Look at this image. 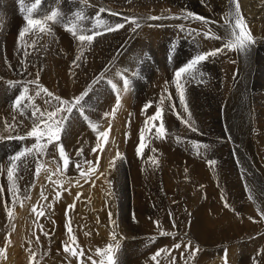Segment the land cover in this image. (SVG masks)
Returning <instances> with one entry per match:
<instances>
[{"label":"rangeland","instance_id":"rangeland-1","mask_svg":"<svg viewBox=\"0 0 264 264\" xmlns=\"http://www.w3.org/2000/svg\"><path fill=\"white\" fill-rule=\"evenodd\" d=\"M176 1L177 0H127L121 3L116 2L115 4L108 1L106 6H109L110 9L105 8L106 10L109 9L114 13H120L122 15L124 14L123 16L126 14L125 17L132 16L133 18L138 19L141 27L136 28L135 31H133V28L135 27L134 24L126 22L123 18H119L118 20V18H116L117 15H114L116 17L107 15L106 11H104L102 15L100 13H94L92 16V12H94L93 9L89 4H81L80 0H61V4H50L51 6L49 4H42L40 15L49 13L51 10L56 8L61 14H67V11H69V14H75L78 10L82 9L86 19L76 21L78 30L81 28L86 30H96L97 17L99 19L101 18L100 20L104 23V25L124 23L125 26L117 31L111 32L104 31L103 27H97V31L102 30L101 32H103V34L96 36L95 40H93L90 45L85 43L83 47L80 46V42L72 35V33L65 29L64 23L58 22L50 25L52 29L50 35L44 33H38L39 35L26 34L27 37L25 36L22 41L18 40V52L14 51L16 47H12L11 42H7L6 39L2 38V31L5 30V26H9L11 28L13 22L17 20V17L22 18H20V28L22 27L21 30L26 27V21L24 19L25 12L21 10L20 14L18 16L16 15L14 10L18 6V2L16 4H11L9 8H5V5L0 7V135H3L4 137H8L10 135H24L31 129L33 124L31 119L32 109L29 107V114H27V109H25L26 113L21 115L19 112L13 111L14 101L20 94L23 84L31 80L28 74L33 76L36 71H38L37 73L40 74L47 67V74L52 76L55 71L49 68L50 65L55 66L63 61V53L59 55L58 53L60 52L56 49L57 47L59 48L60 39H55V36L57 35L61 38L63 37L65 40L68 39L70 44L78 43L79 45H76L77 47H80L78 48L79 50L76 49V51H71L67 56L66 71L68 70L71 72L74 78H76V82H73L74 85L77 84V80H79V82L81 81L82 83L80 82V84L82 87L80 89H84L82 93H88L87 96H85L84 101L81 102L85 106V115L89 117V120L98 124L100 131L107 130L109 124H111V130L109 132L107 143L102 144L104 151L102 153L97 152L94 154L91 151L94 147H96L97 144L93 145L89 143L91 146L88 149V143L84 142L85 137L89 135L86 133L93 130L91 127H89L88 122L80 116L76 109H73L70 118L65 122L64 130L61 132V140L59 143L63 144L65 152L70 157L71 161L75 162L88 160L93 162L94 168L90 173V179H92L98 172H102V170L104 171L107 169V172H109V178L106 182H103V184L105 185L108 193L106 197L109 199L112 197V201L110 199L108 203H100V198H102V195L99 196L101 193L99 192L100 190L98 187L95 191L96 193H94L92 197H90L89 194L85 197L83 196L85 199L84 202L81 203L80 199H83L82 195L85 192V180L83 178L77 179L73 177V169H75V171L77 170L75 166L72 168L69 165L71 168L68 166L66 170H63L64 166L63 163L61 164L62 160L55 147L56 142L54 141L52 145L48 146L47 154L39 157V159L42 160L44 166L41 168L38 175H35L36 163L32 157H28L26 164L20 165L15 179L16 185L20 190L19 194L22 198V203L18 202L13 207L12 197L8 191L10 186L9 180L7 178V169L8 166H10L9 158L23 148L30 147L32 144L36 143V140L32 137L24 140L0 139V187L3 188V193H0V249H6V258L0 257V264H69V261L70 264H93V261H95L96 264H101L102 260L105 261L106 264L107 258L98 255L97 249H105L108 245H114L115 243H119L120 245L119 249L113 253L116 264H133L132 262L134 260L138 261L135 264H141L142 262H139L140 255L151 259L152 255L155 254L158 249L170 250V255L167 257L164 255V253H161V256L157 258L159 260V264L161 259L164 261V264H172L173 256L175 257V264H186V262L187 264H225V255L227 256V264H239L241 260L244 262V264H264V218L261 217L257 209L256 211L251 210L250 213L241 211V206H243V203L239 205L240 201H243L241 190L240 199L236 200L233 205L228 203L230 207L232 206V208H230V212L238 213L240 210V213L243 214V217L244 215L246 217H244L245 221H248L249 217L252 218L249 219L251 224L253 223L252 226L251 224L249 227L246 226V222L242 219V216L236 217V219L230 215L227 219L225 218L226 220L222 228H220L221 230H230V225L232 224L234 227L238 226L239 224L240 228H247H245V230L239 235L232 236L234 238L224 236L221 237V241L219 238L217 243L215 242L214 244L208 246L195 243L191 240V226L197 218L196 214H194V217L192 216V218L190 216L191 213L188 210H185L183 206L179 205L177 201H175V195H172L170 198L168 197L171 188H173L175 192L170 194L186 197L189 193L183 187H180L177 182H175L176 180L183 181L184 179V177H182V179H180L181 177L179 176L176 179L174 177L175 170L178 169V161L180 163L181 158L176 154L177 156H173L171 159H169L168 153L166 152L167 147L170 146L173 149L172 153L174 154V149L178 148V146L174 143V139L178 137L180 133L183 135L184 129L190 135L191 139H189V142L193 140L192 138L194 137L196 138V142H199L197 140H203L205 141L206 145H209L206 148L201 147L197 154L199 155L200 161L206 159V165L208 167H212L213 164H210V162L216 161L217 158L211 153L212 149L216 150L215 147H210V145L213 141H216L218 137L223 140L225 138L224 135H226V132L219 134L214 131L216 124L214 123L215 119L212 116V111L213 109H222L223 114L224 111L227 112L228 109L226 108L229 107L230 111L236 113V111L232 109L237 107L240 108L237 102H240V98H242L241 92L243 91V87L239 88L237 81L234 80V78L236 79L238 76H240V73L238 74V72H234L235 76L232 75V77H230L232 81L234 80L232 84L231 81L228 80L226 73L223 77L224 85L218 83V73L216 72L218 65L223 66V64L226 65L228 63L237 68L235 64L236 61H238L237 58H239V54L237 53L236 56L235 50L225 49L227 56H223V53L221 52L215 56H210L206 61L197 65L198 72L203 73L202 76H198L195 80H192L187 76L183 78L182 83L184 86V95L187 106V111H185V107L180 103L179 93L176 88L175 72L197 54L209 52L214 48L220 49V47L213 41H209L208 38H205L203 33L210 30L211 33L220 37V39H214L215 41L219 42L218 40H225L222 38L223 35L219 33L214 25L217 23L218 25L226 26L227 24L225 23V17L229 12L226 14V16L221 13L217 18L210 17L208 20L209 24L199 21L191 22L188 19L186 22L184 19H175V21H173L174 23L169 22L162 24L159 23V21L157 22V20L147 19V17L150 16H184L187 13H193L194 17L197 16V13L189 8L187 9V6L183 5L180 7V4L179 6L178 4L175 5ZM89 9H91V11ZM72 17L74 18V15H72ZM168 19L169 18H167V20ZM159 20L161 22L167 21L166 19ZM168 25L172 26L171 28L175 30L173 31L176 35L175 38H173L174 40H168L165 38L164 28L167 29ZM208 26L210 27L208 28ZM182 32L189 34L186 38L181 39L180 36L182 35ZM67 33L69 35L66 36ZM87 34H91V32H88ZM32 41L38 42L33 46ZM178 42L180 43L178 44ZM153 43L158 47L157 52L152 50L151 45ZM260 43H262V41H260ZM95 44H97L96 47ZM38 45L39 47H36ZM51 48L53 49L52 52ZM88 49H90V52H88ZM249 51L246 54L239 52L240 69L243 68L241 65L242 62L243 66L247 67L249 56H251V54L254 52L251 49H249ZM49 54L51 55V58ZM260 55L262 57V62H264V53ZM77 56H80L79 60L76 59ZM257 56L258 53L255 52V58ZM45 59L48 60L43 62ZM253 60L255 61V59ZM32 70L34 71L32 72ZM37 73L32 78V80L36 79ZM257 73L258 71L256 74ZM119 74H123L131 80V88L129 91L124 90L123 79ZM244 75L248 76V72H246ZM101 76L103 78L94 83V81H97V78ZM208 76H210V78ZM39 78H41L39 79V84L41 86L47 88L55 96H59L63 100L71 101L77 95H63V85L60 83V81L54 82L53 84H48V82L44 80L43 73L39 75ZM203 78L206 79L204 80ZM165 80H167V82ZM254 80L253 86H251V91L254 89V84H256L254 83ZM17 81L20 83H16L14 85L9 84V82ZM109 81L117 86L116 90H114L111 84H109ZM28 88L30 90L29 94L34 95L35 85L29 84ZM238 89L241 92L238 91ZM117 92L119 93L120 98V105L118 108H116ZM206 92L207 96H204ZM82 93L78 94L81 95ZM45 99H47V97H44L43 95L41 97H36L34 103L37 105L40 103L39 107L41 110L47 108L48 111H52L53 109L51 106L43 105ZM96 100L100 102L106 100L105 102H109L106 112L110 113L114 108H116L115 117L113 118L112 116H109L105 118L103 116L102 118L100 117V119H97V117H99V109L96 107L98 106ZM162 100L163 104L161 105ZM215 101H217V103H215ZM148 103H150L151 106L148 107L146 111H142L144 106ZM172 105H175L174 109L171 107ZM158 106L162 107L164 110L163 122L166 129V138H155V128H152L151 133L146 131L144 135L145 147L142 149L141 154L138 155L137 148L141 143V130L145 129L146 127H150V125H146L145 122L148 117L157 111ZM243 107L245 113L240 110V121H246L250 118L247 130L240 123L241 130L239 129L240 131L238 133L236 132V134L232 136L236 142L240 138L239 134L244 133V131L248 132L249 134L255 132L254 146L258 145L260 148L258 156H260L259 159L261 158V160L258 165L257 163H254V165L258 171H261V173L259 172L258 174H261V177L262 175L264 177V147H262L264 144L260 145L262 142H260V138L258 137L259 133L255 129V127H257L255 123L259 121L258 119L264 117V115L258 117L260 115L256 114L257 111H254V104L253 106L247 105V107ZM173 113L181 114L183 120H187L192 127L197 129V131H192L191 127L185 123H182L183 128L181 132L175 131L171 126L173 123H170L168 120V117ZM227 116L228 115H225V117ZM13 117H15V123L18 125V127H16L14 131H6L5 121H7L8 124H12ZM126 117L128 119L127 123L121 127ZM217 120L218 119H216V122ZM132 122L135 124H140V126L137 127L134 132L131 129ZM100 123L103 127H101ZM155 123L158 125L159 121ZM41 127H43V125ZM101 128L103 130H101ZM252 128L255 131L250 133L249 131H251ZM122 129L124 131L123 137H121ZM93 136L98 139L96 131L90 136L92 139H95ZM122 140L124 142H122ZM229 141L230 139L228 137L227 141L224 142L227 143ZM4 144H7L9 147H7L8 153L3 155L5 150ZM254 146L253 141L252 143L250 142L249 149H253ZM78 149H83L82 156L77 155ZM117 153L120 154L118 158ZM254 156L256 158V152L252 154V157ZM97 157H99L98 165H96ZM113 158H116L114 166H110V162L113 161ZM53 159L57 161L56 164L51 163ZM251 159L253 160V158ZM154 160L158 162L156 165H159L157 166V170L156 173H154L155 175L153 179L147 180V177L144 175V170L147 168L148 162L152 164ZM185 160L186 159L182 161V163L184 162L182 169L187 172L188 166L186 165L187 163L185 164ZM57 164L63 170L62 172H57ZM122 165H124L126 169L118 171ZM184 165L186 167H184ZM84 169L87 172L88 165L85 164ZM160 170L161 173L159 172ZM167 173L169 176H167ZM247 179L248 176H244V178L240 176V186L243 190L249 192L254 198L257 199L255 200L258 205L261 202V195L263 193L261 194L259 189H257L258 191L256 189L254 190L253 187H256L255 183H253L252 180L246 181ZM247 182L249 185L251 183V185L249 186ZM262 182L264 183V179ZM21 184L22 186L25 184V187L21 188ZM69 185L72 186L71 189V186ZM257 186L260 188L258 184ZM251 187L253 190L250 191L249 189H252ZM136 188L147 189L148 192H145L144 194L147 195L149 193V196H155V193H162V196L165 198L162 202H160L161 196L155 197V200H151V202L148 199L142 202L141 196L137 194V191L140 193V190H137ZM203 189L205 190L206 187H203ZM204 190L201 189V192H207ZM41 192H43V195L47 197L46 200L41 198ZM57 192L60 193L58 198ZM77 194H79V196ZM25 196H27L28 199H23ZM221 196L222 195L219 194L212 199L210 198V200L206 202L205 208L202 211L205 218L213 219L215 212V215H219V219L224 217V213H227L228 215L229 209H226L222 207L221 204H219L218 199H220ZM73 197L75 198L73 199ZM166 197H168V199ZM76 200L79 202H76ZM113 201L114 203H112ZM258 201L260 202L258 203ZM5 202H7L10 207H12L13 218L11 220L7 215ZM77 203H81V206L83 205L84 210L80 207H76L78 205ZM26 204L28 207L25 208ZM49 204L52 205L51 208L47 207ZM73 204L74 208L70 209L66 216V209L69 205ZM141 204H143V206H141ZM202 204L203 202H198V205ZM33 206H36L37 211H40L41 207L43 206L44 215L38 218L37 215L32 211ZM238 206H240V208H237ZM261 206L264 207L263 203ZM214 207H218L221 210L212 211ZM208 208H211V214L208 213ZM263 210L264 208L262 211ZM93 215H102L103 220L104 218H109L110 221H108L110 224L109 222H106V226L99 228V226H97L100 225L98 220L102 219V217H99L98 220H95ZM144 218L151 219V230H143V226L140 221H142ZM69 221L71 222L72 233H74L75 230L79 232L74 235L76 237L75 242L71 241L66 230V224H68ZM83 222L84 228L82 226ZM154 222H159V226H157V224ZM254 222H256V224L258 222L259 225H256ZM173 223H175V227H173ZM12 225L15 226L14 230ZM41 225L43 226V230H41ZM113 231L117 233L115 241L112 239ZM161 231H166L170 233V235H161ZM44 232L49 233V235H44ZM6 237L10 239V244L7 242ZM37 237H39L38 241L36 239ZM226 238L229 241H227ZM169 239L176 240L175 244L181 243V247L179 249H174V241L167 243L166 240ZM30 241L31 243H29ZM188 241H191L193 247L198 246L199 248V251L194 259H188V253L184 250L183 245ZM64 245H68L73 250L77 251L78 255L76 257L69 256L64 252ZM243 249H245L246 255L245 258L242 256V259H240V255L237 256V254H240V250ZM81 251L82 254H80ZM189 251H191V249H189ZM182 253L184 256L183 259L181 258ZM89 257L91 259H89ZM10 258H12L11 263H9ZM142 264H144V262ZM145 264H155V262L151 260V262Z\"/></svg>","mask_w":264,"mask_h":264},{"label":"bare ground","instance_id":"bare-ground-1","mask_svg":"<svg viewBox=\"0 0 264 264\" xmlns=\"http://www.w3.org/2000/svg\"><path fill=\"white\" fill-rule=\"evenodd\" d=\"M61 0H43V4H58L60 3ZM110 1L111 3H121V2H125L127 0H88V4L90 5V7L93 9L94 12H92V16L95 14H101L103 12H100L99 10L101 8L105 9V8H109V6L107 7L106 4H108L107 2ZM18 2V0H0V7L2 5H5V8H9L11 4H16ZM72 2V1H71ZM28 3H30V0H25V4L26 6L28 5ZM173 3V2H172ZM61 4V3H60ZM124 4V3H123ZM135 4V3H134ZM180 4V7L181 6H187V9H191L192 11L196 12L197 13V16L196 17H203L205 18L207 21L210 19V17H213V18H217L218 16H220L221 13H223L225 16L228 12L232 11L234 12V5L231 3V0H177L175 5ZM42 6V5H41ZM51 6V5H50ZM239 6H240V13H241V16L243 18V20L245 21V25H246V29L251 33L255 43L250 47L251 50H253V54H251V56H249V60L247 62V67H244L243 66V62L241 63L242 65V69H240V51H236V56H237V53L239 54V58L238 61H236V64L234 67L233 65H230V64H223V66H217V69H216V72L218 73L217 75V79H218V83H221L222 85H224V74L226 73L227 75V78L229 81H231V84L233 83L234 80L237 81V84L240 87H243V91L241 92L239 89L238 91H240L242 93V98H240V102H237V104H239V107L240 108H235V109H232V110H235L236 113H233L232 111H230L229 107H227L226 109L227 112H223L222 114V109H219V110H214L212 111V116L213 118L215 119L214 123L216 124V128L214 129V131L216 133H219V134H222V133H225L226 135L225 138L222 140L221 138H217L216 141H211L212 144L210 145V147H215L216 150L212 149L211 150V153L213 156H215L217 159L215 161V163L212 165V167H208L206 165V159H203L202 161H200L199 159V155L197 154V150L194 149L193 147V143L192 142H196V138H192L193 140H191L189 142V139L190 138V135L187 133V131H185L183 129V135L180 133V135L178 136L180 138V140L178 141L177 140V137L174 139V143L178 146L177 149H174V154L172 153L173 152V149L168 146L167 147V150L166 152L168 153V156H169V159H171L173 156H179L181 158V161L179 163L178 161V169L175 170V179L179 176L181 177L180 179H182V177H184L183 181H181V184H180V181L179 180H176L175 182L178 183V185L180 187H183L185 190H187V192L190 194H186L185 196L186 197H182L181 195H176V194H170V193H174V189L171 188L170 189V193L168 194V197L170 198L172 195H175L176 198H175V201H177V203L181 206H183V208L185 210H188L190 213H191V217L193 216L194 217V214H196L197 218L196 220L192 223V226H191V231H192V235H191V240L195 243H199L201 245H211V244H214L215 242L217 243V240L220 238V241H221V237H224V236H227V237H232V236H236V235H239L240 233H242L245 228H240L239 224L238 226H231L230 230L229 229H220L222 228V226L224 225V222L225 220L228 218V216L232 215L233 217H240L242 216L243 217V214L240 213V210L238 213H231L230 211V208H232V206L230 207H225V203H230V204H234L236 202V200L240 199V190L242 191V196H243V201H240L239 205H242L241 206V211L242 212H249L251 210H254L256 211V209L258 210V212L260 213L262 211V209L264 207L261 206V204L263 203L264 205V183L262 182L264 177L262 175L261 177V174H258L259 172L261 173V171H258L256 169V166L254 165V163L258 165V163L260 162L261 158L259 159L260 156H258V153H259V147L258 145L257 146H254V133H252L253 131V128L251 129V131H249L250 133L252 134H249L248 132L244 131V133H241L239 134L240 135V138L238 139V141L235 142V140L233 139V136L234 134H236V132L238 133L241 129H240V123L246 128L247 130V126L249 124V119H247L246 121L244 120H241L240 121V110L244 112V107H247V105H251L253 106L254 104V111H257L256 114L260 115L258 117H261V115H264V62H262L261 60V55L262 53H264V0H239ZM57 9V8H56ZM59 9V8H58ZM110 9V8H109ZM106 10L107 12V15H110L112 17H116L114 15H112V12L111 10ZM22 10L20 4H18V6L16 7V9L14 10L16 15L18 16L20 14V11ZM51 10V9H50ZM87 10V9H86ZM91 11V9H89ZM23 11V10H22ZM73 11V10H72ZM44 12V11H43ZM49 12V11H48ZM68 13L67 14H62L63 17L65 18H68V17H72V15L74 14H69V11H67ZM75 12V11H74ZM10 13V12H9ZM24 14V13H23ZM193 14V13H191ZM40 15V13H39ZM88 15V14H87ZM124 15V14H123ZM122 14L118 15L116 18H133L132 16H123ZM130 15V14H129ZM173 16V15H172ZM170 15V17H172ZM21 18V17H20ZM20 18L17 17V20L13 22L11 28L9 26H5V30L2 31L3 35H2V38L6 39L7 42H11V46L12 47H16L14 51H17V44H18V33L21 31V28H20ZM222 18V17H221ZM22 19V18H21ZM101 19V18H100ZM117 20V19H116ZM167 20V19H166ZM177 20V19H176ZM190 20L191 22L192 21H199V22H202L201 20L199 19H193V18H190L188 19ZM23 21V20H22ZM159 21V23H162V24H165V23H169V22H172L174 23L173 21H175V19H172V18H169L167 21H160L159 19L157 20V22ZM184 21L186 22L187 19H184ZM217 22V21H216ZM26 23V22H25ZM154 23V22H153ZM204 23V22H202ZM54 24V23H53ZM104 24V23H103ZM209 24V23H207ZM83 25V24H82ZM211 25V24H210ZM27 26V25H26ZM180 26V25H179ZM205 26V25H204ZM216 27V29L219 31V33H221L223 35V39L225 40H218L219 42L215 41L214 39H209V41H213L216 45H218L220 48H223L224 47V44L226 43L227 39L229 38V26H222V25H218L217 23H215L214 25ZM24 27V26H23ZM94 27V26H93ZM91 27V28H93ZM172 26L168 25L167 29L164 28V33H165V38L168 39V40H172L173 38H175V33L173 31H175L173 28H171ZM210 26H208L209 28ZM213 27V26H212ZM179 28V27H178ZM60 29V28H59ZM62 30V29H61ZM96 30H97V27H96ZM177 30V29H176ZM56 31V30H55ZM102 31V30H101ZM54 32V31H53ZM58 32V31H57ZM59 33V32H58ZM61 33V32H60ZM65 33V32H64ZM153 34V33H152ZM151 34V35H152ZM178 34V33H177ZM180 34V32H179ZM189 33H186V32H182V35L180 36L181 39H184L188 36ZM202 34V33H201ZM32 35V34H31ZM39 35V34H38ZM69 35L68 33L66 34V36ZM71 35V34H70ZM34 36V35H33ZM32 36V37H33ZM63 36V35H62ZM65 36V37H66ZM154 36V34H153ZM27 37V36H26ZM30 37V36H29ZM47 37V36H46ZM70 37V36H69ZM67 38V37H66ZM72 38V37H71ZM117 38V37H116ZM26 39V38H25ZM55 39H60V43H59V48L57 47L56 49L60 52L58 53L59 55H61L63 53L64 57H63V61L60 63V64H57L55 66H51L49 68L53 69L55 71V73L52 75V76H49L47 74V67L45 68V70L42 72L43 75H44V80H46L48 82V84H53L54 82H57V81H60V83L63 85V91H62V94L63 95H67V94H77V96H79L78 93H82V91L84 90H81L80 88L82 87L79 80H77V84L74 85L73 82H76V78H74L73 74H71V72H69L68 70L66 71V61H67V56L70 54L71 51H76L79 50L78 48L80 47H77L76 44L78 43H71L69 42L68 39L67 42L65 40V38H61L60 36H55ZM38 40V39H36ZM74 40V39H73ZM95 40V39H94ZM114 40V39H113ZM174 40V39H173ZM178 40V39H177ZM21 41V40H20ZM19 41V42H20ZM72 41V40H70ZM180 41V40H179ZM260 41H262V43H260ZM13 42V43H12ZM26 43V42H25ZM24 43V44H25ZM170 43V42H169ZM180 42H178L179 44ZM212 43V42H211ZM57 44V42H56ZM81 44V43H79ZM78 44V45H79ZM31 45V44H30ZM164 45V44H163ZM167 45V44H166ZM25 46V45H24ZM41 46V45H40ZM48 46V45H47ZM55 46V45H54ZM82 46V45H80ZM97 46V44H95V47ZM36 47H39L36 46ZM51 47V46H50ZM84 47V46H83ZM86 47V46H85ZM152 47V50H155L156 52L158 51V47L157 45H155L154 43L151 45ZM35 48V47H34ZM91 48V47H90ZM172 48V47H171ZM185 49V48H183ZM215 49V48H214ZM151 50V51H152ZM172 50V49H171ZM20 51V50H19ZM29 51V50H28ZM53 51V49L51 48V52ZM88 52H90V49H88ZM99 52V51H98ZM123 52V51H122ZM187 52V51H186ZM193 52V51H192ZM250 52V51H249ZM255 52L258 53V56L255 58ZM47 53H50V52H47ZM56 53V52H55ZM121 53V52H120ZM141 53V52H140ZM152 53V52H151ZM223 53V56H227V54L225 53V50L222 52ZM52 54V53H51ZM79 54H82V53H79ZM153 54V53H152ZM50 55V54H49ZM87 55V54H86ZM122 55V54H121ZM144 55V54H142ZM158 55V54H157ZM250 55V54H249ZM260 55V57H259ZM19 56V55H18ZM45 56V55H44ZM54 56V55H52ZM243 56V55H242ZM23 57V55H22ZM30 57V56H29ZM47 57V55H46ZM49 57V56H48ZM101 57V56H100ZM37 58V57H36ZM39 58V57H38ZM45 58V57H43ZM50 58H51V55H50ZM264 58V57H263ZM245 59V58H244ZM255 59V61L253 60ZM39 60V59H38ZM48 59H45L43 60L46 61ZM61 60V59H60ZM59 60V61H60ZM84 60V59H83ZM236 60V58H235ZM73 61V60H72ZM77 61V60H76ZM158 61V60H157ZM155 61V62H157ZM160 61V60H159ZM31 62V61H30ZM40 62V61H39ZM52 62V61H51ZM50 62V64H51ZM56 62V61H55ZM131 62V61H130ZM234 62V61H232ZM148 63V62H147ZM153 63V62H152ZM224 63V62H223ZM157 64V63H156ZM165 64V63H163ZM169 64V63H168ZM219 64V63H218ZM32 65V64H31ZM46 65V64H44ZM53 65V64H52ZM245 65V64H244ZM33 66V65H32ZM71 66V65H70ZM29 68V67H28ZM43 68V67H42ZM68 68H69V65H68ZM71 68V67H70ZM177 68V66H176ZM27 69V68H26ZM31 70V68H30ZM146 70V69H145ZM34 70H32L33 72ZM143 71V70H142ZM258 71V73L256 74V72ZM38 71L35 72V74H33V76L31 74H28L29 75V78L32 80V78L36 75ZM40 72V70H39ZM145 72V71H144ZM234 72H238V74L240 73V76H238V78H234V80L232 81V79L230 77L235 76ZM246 72H248V76L244 75ZM42 73H40L39 75H41ZM141 74V73H140ZM150 74V73H149ZM244 75V76H243ZM147 76V75H146ZM169 77V76H168ZM210 78V76H208ZM213 77V76H212ZM215 77V76H214ZM28 78V79H29ZM207 78V77H206ZM205 78V79H206ZM26 79V78H25ZM41 79V78H39ZM119 79V78H118ZM159 79V78H158ZM157 79V80H158ZM204 79V78H203ZM204 79V80H205ZM255 79V80H254ZM34 80V79H33ZM136 80V79H135ZM156 80V79H155ZM211 80V79H210ZM209 80V81H210ZM216 80V79H215ZM253 80H254V89L251 91V86H253ZM145 81V80H144ZM167 82V80H165ZM239 81H240V84H239ZM137 82V81H136ZM207 82V81H206ZM82 83V82H81ZM213 83V82H212ZM235 83V82H234ZM163 84V83H162ZM209 84V83H208ZM211 84V83H210ZM214 84V83H213ZM236 84V83H235ZM195 85V84H194ZM229 85V84H228ZM196 86V85H195ZM219 86V85H218ZM236 86V85H235ZM21 87V86H20ZM190 88V87H189ZM195 89V87H194ZM111 91V90H110ZM210 92V91H208ZM213 93V92H212ZM211 93V94H212ZM240 93V94H241ZM109 94V92H108ZM113 94V93H111ZM209 94V93H208ZM207 96V92L206 94H204V96ZM241 96V95H240ZM112 97V96H111ZM231 97V96H230ZM108 98V97H107ZM110 98V97H109ZM215 98V97H214ZM213 98V99H214ZM210 99V98H209ZM104 100V99H103ZM109 100V99H108ZM107 100V101H108ZM97 101V100H96ZM106 101V100H105ZM105 101H97V104L98 106H96L98 109V116L97 119H100V117L102 118L104 116V113H106L107 111V107L109 106V102H105ZM197 101V100H196ZM202 101V100H201ZM218 101V100H217ZM217 101H215V103H217ZM222 101V100H221ZM25 104L28 103V101H24ZM228 103V102H227ZM234 103V101H233ZM155 104V103H154ZM202 104V103H201ZM210 104V103H209ZM214 104V103H213ZM40 106V103L38 104ZM43 105H45V103L43 102ZM207 105V104H205ZM217 105V104H216ZM215 105V107H216ZM226 105V104H225ZM230 105V103H229ZM45 106H48V105H45ZM210 106V105H209ZM200 107V106H199ZM208 107V106H207ZM232 107V106H231ZM222 108V107H221ZM248 109V108H247ZM201 110V109H200ZM208 110V109H206ZM224 110V109H223ZM26 113V112H25ZM202 113V112H201ZM210 113V112H209ZM27 114H29V108H27ZM26 114V115H27ZM176 113H173L172 115H170L168 117V120L170 123H173L171 126L174 128L175 131L177 132H181L182 131V128H183V122L180 118H178V115L179 117H182L181 114H176ZM211 114V113H210ZM25 115V116H26ZM225 115H228L227 117H225ZM235 115V116H234ZM245 115V114H243ZM248 115V114H247ZM251 115V114H250ZM249 116V115H248ZM256 116V115H255ZM198 117V116H197ZM210 117V116H209ZM207 117V118H209ZM183 118V117H182ZM243 118V117H242ZM28 119V118H27ZM216 119L217 122H216ZM244 119V118H243ZM29 120V119H28ZM127 117L125 118V120L123 121V125L121 127H123L124 125H126L127 123ZM208 120V119H207ZM259 121H257L255 123V125L257 127H255V129L258 131L259 135L258 137L260 138V145L261 144H264V117H261L260 119H258ZM103 122V120H102ZM208 122V121H207ZM101 127L102 124L100 123ZM203 125V124H202ZM205 125V124H204ZM252 125V124H251ZM140 124H135L132 122V131L134 132V130L139 127ZM194 126V125H193ZM253 127V126H252ZM120 128V127H119ZM130 128V127H129ZM203 128V126H202ZM240 129V130H239ZM101 130H103L101 128ZM119 131V130H118ZM117 131V133H118ZM95 132V131H89L88 133H86L88 136L85 137L84 139V142L85 143H88V149L90 148L91 144H97L98 142V139H96L94 136L95 139H92L90 136L92 135V133ZM137 132V131H136ZM205 132V130H204ZM211 132V131H210ZM83 133V132H82ZM91 133V134H90ZM192 133V132H191ZM190 133V134H191ZM122 136L124 135V131L122 129ZM207 134V133H206ZM205 134V135H206ZM80 135V134H79ZM84 135V134H83ZM129 135V134H128ZM213 135V134H212ZM202 136V134H201ZM232 136V137H231ZM238 136V135H237ZM214 137V136H213ZM229 137L230 141L225 143L224 141H227V138ZM257 137V136H256ZM215 138V137H214ZM208 140V139H207ZM199 142H196L200 145H206L205 144V141L203 140H197ZM253 141V146L254 148L253 149H249V144L250 142L252 143ZM122 142H124L122 140ZM91 143V144H89ZM14 144V143H13ZM12 144V145H13ZM5 145V150L3 152V155L5 153H8L7 151V147H9L7 144H4ZM87 145V144H86ZM97 146V145H96ZM209 146V145H207ZM3 147V146H2ZM1 147V148H2ZM264 147V146H262ZM84 148H87V147H84ZM87 149V151H88ZM210 149V148H209ZM11 150V149H10ZM86 151V150H85ZM91 151V150H90ZM224 151V152H223ZM92 152V151H91ZM257 153V156L255 158L252 157V154L253 153ZM87 153V152H86ZM177 154V155H176ZM89 155V154H88ZM7 156V155H6ZM253 158V160L251 159ZM177 159V158H176ZM179 159V158H178ZM185 160V164L188 166L187 167V172L185 170L182 169L183 167V163L182 161ZM243 162H242V160ZM252 160V161H251ZM28 161V160H27ZM204 162V163H203ZM63 162H61L62 164ZM203 163V164H201ZM264 163V162H263ZM245 164V165H244ZM159 164L156 165V163H152L150 164V162H148L147 164V168L144 170V175L147 177V180L148 179H153L154 177V173H156V170H157V166ZM164 165V164H163ZM241 165V167H240ZM70 166L73 168V164ZM69 166V167H70ZM9 167V166H8ZM70 167V168H71ZM184 167H186L184 165ZM76 168V167H75ZM261 168V167H260ZM126 169V167L124 165H122L120 167V169L118 171H121V170H124ZM70 170V169H69ZM73 177L74 178H77V179H80L81 176H80V172L78 170L75 171V169H73ZM167 170V168H166ZM169 170V169H168ZM161 173V170L159 171ZM163 173V172H162ZM158 174V173H157ZM164 174V173H163ZM162 175V174H160ZM48 176V175H47ZM163 176V175H162ZM167 176L168 173H167ZM240 176L242 178H244V176H248V179L246 181H249V180H252L253 183H255L256 187H253L254 190L256 189H259V192H261V202L258 201V205L256 203V198H254L249 192L245 191L242 189V187L240 186ZM109 178V172H107V169L106 170H102V172H98L92 179L88 180L87 183H85L84 181V194L82 195V197L84 196H87L88 194L90 195V197H92L94 195V193H96V189L99 187V192L102 195V198H100V203L102 202H106L108 203L109 200L112 198H108L106 197V195H108L107 193V190H106V187L105 185L103 184V182H106L107 179ZM160 179V178H159ZM170 179V178H169ZM168 179V180H169ZM174 179V180H175ZM71 181V180H70ZM79 181V180H78ZM150 181V180H149ZM65 182V181H64ZM68 182V181H67ZM74 182V181H73ZM152 182V181H151ZM171 182V181H170ZM150 183V182H149ZM154 183V182H153ZM151 183V184H153ZM71 184V182H70ZM94 184V185H93ZM148 184V182H147ZM156 184V183H155ZM162 184V183H161ZM164 184V183H163ZM173 184V183H172ZM175 184V183H174ZM248 184V182H247ZM257 184L260 186V188L257 186ZM72 185V184H71ZM69 185V186H71ZM82 185V184H81ZM93 185V186H92ZM141 185H144V184H141ZM150 185V184H149ZM148 185V186H149ZM168 185V184H167ZM249 185V184H248ZM251 185V183H250ZM249 185V186H250ZM254 185V186H255ZM22 186V184L20 185V187ZM140 186V185H139ZM156 186V185H154ZM164 186V185H163ZM176 186V184H175ZM253 186V184H252ZM25 187V184L21 187V188H24ZM137 187V186H136ZM141 187V186H140ZM166 187V186H165ZM203 187L206 189L204 190ZM72 188V186L70 187V189ZM81 188V187H80ZM150 188V187H149ZM157 188V187H156ZM176 188V187H175ZM252 188V187H251ZM252 189H249L250 191L253 190ZM79 189V188H78ZM137 189V188H136ZM169 189V188H168ZM166 189V190H168ZM180 189V188H179ZM201 189L204 190V191H207V192H201ZM82 190V189H81ZM137 190H140V193L137 191V194H139L142 198V202L145 201L146 199L150 200H155V197H160V202H162L164 200L165 197L162 196V193L161 194H156L155 193V196H149L148 194H144L145 192H148L147 189L145 188H142V189H137ZM157 190V189H156ZM134 191V190H133ZM150 191V190H149ZM181 191V190H180ZM258 191V190H257ZM159 192V190H158ZM256 192V191H255ZM153 193V192H152ZM151 193V194H152ZM183 193V192H182ZM98 194V193H97ZM144 194V195H143ZM178 194V193H177ZM222 195L220 197L219 200V204H221L222 207L226 208V209H229L228 211V215L227 213L225 214L224 213V217L219 219V215H215L214 213V216H213V219H209V218H205L204 215H203V210L205 208V205H206V202L208 200H210V198H214L218 195ZM78 195V194H77ZM134 195V194H133ZM184 195V194H183ZM259 195V197H260ZM96 196V195H95ZM83 199H80L81 200V203L84 202V198ZM110 197V196H109ZM168 197H166L168 199ZM251 197V198H250ZM258 197V198H259ZM75 197H73L74 199ZM137 198V197H136ZM88 199V198H87ZM256 199V200H255ZM90 200V199H88ZM242 200V199H241ZM112 201V199H111ZM203 202L202 205H198V202ZM28 202V201H27ZM76 202H79L78 200H76ZM218 202V201H217ZM255 202V204H254ZM81 203H77L78 205L76 207H80L81 209L84 210V207L83 205L81 206ZM95 203V202H94ZM114 203V201L112 202ZM137 203V202H136ZM135 204V203H134ZM208 204V203H207ZM218 204V205H219ZM112 205V204H111ZM114 205V204H113ZM229 205V204H228ZM88 206V205H87ZM95 206V204H94ZM141 206H143V204H141ZM28 207L27 204L25 205V208ZM96 207H97V204H96ZM237 208H240V206H238ZM243 208V210H242ZM87 209V207H86ZM209 209V208H208ZM211 209V208H210ZM207 210L209 211L208 213L211 212V210ZM216 209V210H215ZM98 210V209H97ZM104 210V209H103ZM221 209L218 208V207H214V209H212V211H220ZM96 211V210H95ZM108 211V210H107ZM253 211V212H254ZM264 211V210H263ZM160 212V211H159ZM158 212V213H159ZM188 212V213H189ZM227 212V210H226ZM252 212V213H253ZM97 213V212H96ZM221 213V212H220ZM93 214V213H92ZM101 214V213H100ZM108 214V213H106ZM211 214V213H210ZM246 214V213H244ZM249 215V214H248ZM94 216V215H93ZM208 216V215H207ZM99 217H102V215L98 216H94V219L95 220H98ZM110 217V216H109ZM192 217V218H193ZM211 217V216H210ZM245 217V215H244ZM244 217L242 218L244 220ZM249 217V216H248ZM254 217V216H253ZM258 217V216H257ZM260 217V215H259ZM258 217V218H259ZM111 218V217H110ZM154 218V217H153ZM191 218V219H192ZM226 218V219H225ZM246 218V217H245ZM237 219V218H236ZM261 219V218H260ZM109 218H104L103 220V217L102 219H99L98 221L100 222L99 224L100 225H97L100 227L102 226H106L107 223L110 221H108ZM259 220V219H258ZM262 220V219H261ZM37 221V220H36ZM229 221V219H228ZM245 221V220H244ZM243 221V223H244ZM260 221V220H259ZM258 221V222H259ZM107 222V223H106ZM142 223V226H143V230L145 229H152L151 225H150V222H151V219L150 218H144L142 221H140ZM190 222V220H189ZM246 222V226H250L251 222L249 221H245ZM257 222V224H258ZM256 224V222H254ZM261 223V222H260ZM110 224V222H109ZM156 224V223H155ZM155 224H152V225H155ZM231 224V223H230ZM235 224V225H236ZM253 224V223H252ZM251 224V226H252ZM256 224V225H257ZM243 225V224H242ZM259 225V224H258ZM82 226L84 228V222L82 223ZM244 226V225H243ZM154 227V226H153ZM157 227V226H156ZM233 227V228H232ZM156 230V229H155ZM224 230V231H223ZM74 232V231H73ZM152 232V231H151ZM155 232V231H154ZM76 233H79L77 230H75L74 233H72L73 235H75ZM158 233V231H157ZM263 237V236H262ZM234 238V237H232ZM231 238V239H232ZM240 238V237H239ZM223 239V238H222ZM181 240V239H180ZM227 240V238H226ZM167 243L169 242H172L174 241L173 245L175 244V241L176 240H173V239H169V240H166ZM223 241V240H222ZM229 241V240H227ZM239 241V240H238ZM183 242V241H182ZM256 242V241H255ZM57 245V244H56ZM253 245V244H252ZM255 245V243H254ZM237 247V246H235ZM239 252V250H238ZM240 254H237V256L240 255V259H242V256H244L245 258V255H246V251L245 249L243 250H240L239 252ZM142 256V257H141ZM144 259V260H143ZM162 260V259H161ZM160 260V264H164V261ZM12 261V258L9 259V263H11ZM234 261V260H233ZM258 261V260H257ZM136 262H138L137 260H134L132 263L135 264ZM139 262H144L145 263H148V262H151V259L150 258H147L143 255H140V258H139ZM264 262V261H263ZM141 263V264H142ZM241 264H244V262H242V260L240 261ZM239 263V264H240ZM139 264V263H138ZM259 264V263H257Z\"/></svg>","mask_w":264,"mask_h":264},{"label":"snow or ice","instance_id":"snow-or-ice-1","mask_svg":"<svg viewBox=\"0 0 264 264\" xmlns=\"http://www.w3.org/2000/svg\"><path fill=\"white\" fill-rule=\"evenodd\" d=\"M81 4L87 5L88 0H80ZM18 3L20 4L22 10L25 12L24 19L26 21V27H24L18 34V39L23 40L26 34H38V33H44V34H51L52 29L50 27L53 23L63 22L65 25V29L72 33V35L81 43V45H90L96 36L102 35L103 32L97 31V30H86V29H77L76 21H81L86 19L84 16L83 10H78L74 14L73 17L65 18L62 16L59 10L53 9L49 13H45L43 15H39L41 11V5L43 4V0H30V3L25 7V0H18ZM231 3L234 5V12L230 11L227 16L225 17V23L229 26V38L227 39L226 43L224 44L223 48L220 49H213L209 52L205 53H199L195 57H193L189 62H187L184 66H181L176 72H175V84L176 88L179 93L180 97V103L185 107V111H187L186 101H185V95H184V86L182 83V80L185 76L189 77L192 80L197 79L198 76H202L203 73L198 72L197 65L201 64L202 62L206 61L210 56H215L218 53L223 52L225 49L228 50H238L242 54H246L250 47L255 43L251 33L246 29L245 21L243 20L241 13H240V6H239V0H231ZM100 12L106 11V9L101 8L99 10ZM112 15H120V13H112ZM167 18H173V19H199L204 23H208V21L203 17H194L193 14L187 13L184 16H173V17H163V16H150L147 17L148 20H158V19H167ZM126 22L134 24L133 31H135L136 28L141 27L140 22L137 18H125ZM234 21V22H233ZM96 25L97 27H103L104 31L111 32V31H117L125 26L124 23H116L114 25H104L103 22L97 17L96 19ZM183 27V26H181ZM88 32H91V34H87ZM205 38L208 39H220V37L216 36L215 34L211 33V31H206L203 33ZM38 41H32L33 46ZM27 54V53H26ZM77 60L80 59V56L76 57ZM75 63V62H74ZM78 66V65H77ZM121 75V78L123 79V88L125 91H129L131 88V80ZM103 77H98L97 81L99 79H102ZM16 83L20 82H9L10 85H14ZM32 84L35 85L34 89V95L29 94V88L28 85ZM109 84L113 87L114 90H116V85L112 84L111 81H109ZM87 92L82 93L81 95L74 97L71 101L69 100H63L59 96H55L52 92H50L47 88L41 86L39 84V74L37 73V77L34 80L27 81L23 84L22 90L20 94L17 96V98L14 101L13 105V111L19 112L21 115L25 114V109L31 108L32 109V116L31 119L33 121L31 129L26 132L24 135H16V136H8L4 137L3 135H0V139H16V140H24L29 137L35 138L36 143L32 144L30 147H25L22 150L18 151L15 155L11 156L10 159V166L7 169V178L9 180V193L12 197V206L18 202L22 203V198L19 194V188L16 185V174L19 171L21 164H26V161L28 157H32L35 160L36 163V172L35 175H38L41 168L44 166L43 162L39 157L44 156L47 154L48 146L52 145L55 141V147L59 153V156L63 162L64 169L66 170L70 164H74V166L77 168V170L80 172L81 178L87 182L91 176L90 173L93 171L94 165L92 161L84 160V161H71L70 157L66 154L65 149L63 147L62 143H59L61 140V132L64 130L65 122L70 118L73 109H76V111L80 114V116L88 122L89 127L92 128L93 131L97 132L98 135V142L97 146L92 149V152L95 154L97 152L102 153L104 151V148L102 146L103 143H107V139L109 136V132L111 130V124H109V127L107 130L100 131L99 126L97 123L92 122L89 120V117L85 115V106L81 102L84 101L85 96H87ZM47 97V99L44 100L45 105H49L52 107V111H48L47 108L41 110L39 105L34 103V100L36 97L41 96ZM170 98V97H169ZM24 101H28L27 104L24 103ZM163 104V100L161 101V105ZM120 105V98L119 93L117 92V101H116V108H118ZM151 104L148 103L144 106V109L142 111H146L148 107H150ZM173 109L175 108V105L171 106ZM114 108L112 112H106L104 113V117L107 118L109 116L115 117V110ZM163 108L158 106L157 111L147 118L146 125H150V127H146L145 129L141 130L140 137H141V143L137 148V154H141L142 149L145 147L144 143V135L145 132L151 133L152 128H155V138L157 139H164L166 138V129L163 122ZM182 120L183 123L191 127L192 131H197L195 127H192L187 120H183L182 117H179ZM159 121V124L157 125L155 122ZM43 125V127H41ZM18 127V125L15 123V117H13V123L8 124L7 121H5V130H15V128ZM177 140L179 141L180 138L177 137ZM194 149L199 151L201 147L206 148L207 145H200L196 142H192ZM77 155L82 156L83 155V149L77 150ZM120 156L119 153H117V158ZM115 159L113 158V161L110 162V166H114ZM51 163L56 164L57 161L53 159ZM99 163V157H97L96 165ZM153 163H158L157 161H153ZM215 161H211L210 164H214ZM88 165V171L86 172L84 169V165ZM60 166L57 164V172L63 171ZM0 193H3V188L0 187ZM60 196V193L57 192V198ZM79 196V194H78ZM41 198L47 199L43 195V192H41ZM251 198V197H250ZM23 199H28L27 196L23 197ZM47 207L51 208L52 205L49 204ZM225 207H229L227 203H225ZM5 208L7 215L9 219L11 220L13 218V211L12 207H10L7 202H5ZM74 208L73 205H69L68 208L65 211V214L67 216V213L70 209ZM33 213L37 215L39 218L40 216L44 215L43 206L41 207L40 211H37L36 206H33L32 208ZM171 215V213H170ZM260 215L262 218H264V211L260 212ZM249 219H252L249 217ZM54 223V222H53ZM159 226V222H154ZM41 230H43V226L41 225ZM173 227H175V223H173ZM12 228L14 230L15 226L12 225ZM66 230L70 236L71 241L75 242L76 237L72 234L71 229V222L69 221L68 224H66ZM87 234V233H86ZM161 235H170V233L166 231H161ZM44 235H49V233L44 232ZM117 233L113 231L112 233V239L116 240ZM10 236V233H9ZM37 241L39 240V237L36 238ZM7 242L10 244L11 241L6 237ZM31 243V241L29 242ZM185 252L188 253V259H194L196 254L199 251L198 246L193 247L191 241H188L186 244L183 245ZM64 252L67 253L71 257H76L78 255L77 251L73 250L68 245H64ZM120 247L119 243H115L114 245L110 244L105 249H97V254L101 257H106V264H116V261L114 259L113 253L118 250ZM181 247V243H176L173 245L174 249H179ZM191 249V251H189ZM161 253H164V255L167 257L170 255L169 249H158L155 254L152 255L151 260L155 262V264H159L158 257L161 256ZM82 254V251L81 253ZM34 256V254H33ZM0 257L6 258V249H0ZM67 258V257H66ZM181 258L183 259V253L181 254ZM89 259H91L89 257ZM70 264V261H69ZM93 264H96L95 261H93ZM101 264H105V261H101ZM172 264H175V257H172ZM187 264V262H186ZM225 264H227V256L225 255Z\"/></svg>","mask_w":264,"mask_h":264}]
</instances>
